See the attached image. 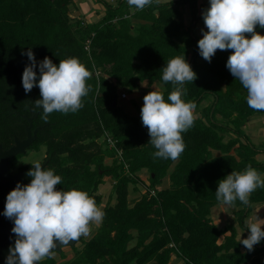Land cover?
<instances>
[{"label":"trees","instance_id":"obj_1","mask_svg":"<svg viewBox=\"0 0 264 264\" xmlns=\"http://www.w3.org/2000/svg\"><path fill=\"white\" fill-rule=\"evenodd\" d=\"M72 1L0 0V142L9 147L14 136L24 138L23 115L37 112L31 125L37 135L26 152L44 146V167L61 177L57 190L85 191L98 205L101 198L96 191L102 177L109 176L113 182L114 203H106L102 223L83 247L72 246L74 257L39 263L170 264L174 254L180 264H264V239L251 252L237 239V227L249 235L246 218L255 205L264 204V188L250 195L249 205L234 202L236 225L219 227L210 218L211 208L221 203L215 195L220 179L248 165L264 178V162L257 158L263 150L242 129L249 117L264 111L248 107L247 90L226 67L232 50L218 49L211 62L199 54L200 37L193 34L191 24H184L177 6L179 1L190 3L191 22L196 24V0H159V4L153 0L143 10L129 6L127 0L114 4L94 0L103 5L104 14L84 26L79 20L76 28L69 17ZM256 31L264 35L258 25ZM29 47L37 60V73L45 56L57 65L60 59L75 57L87 68L90 91L82 98V108L67 114L53 112L44 119L35 102L41 98L38 86L26 93L22 85L24 68L30 63ZM177 56H185L197 74L193 82L183 85L182 99L195 103L194 115H199L182 133L185 150L173 161L154 157L156 149L148 143L141 108L136 107L137 116L124 111L111 78L128 92L144 80L157 84L144 95L157 90L167 101L176 85L162 80V67ZM96 69L101 72L95 77ZM108 136L115 141L113 147ZM105 156L113 157L110 165L104 163ZM141 170L148 172V184L140 183L137 172ZM164 177L169 180L167 187L160 186ZM30 181L31 177L19 183ZM139 183L145 186L144 194L130 204V191L138 195Z\"/></svg>","mask_w":264,"mask_h":264},{"label":"clouds","instance_id":"obj_2","mask_svg":"<svg viewBox=\"0 0 264 264\" xmlns=\"http://www.w3.org/2000/svg\"><path fill=\"white\" fill-rule=\"evenodd\" d=\"M127 2L143 10L153 0ZM155 2L159 4V0ZM202 15L207 31L201 29L199 54L211 62L218 49L232 50L226 67L247 90L248 107L264 111V35L256 31L257 25L264 28V0H210V6ZM26 55L30 63L24 68L22 85L26 93L38 86L41 98L35 102L42 108L45 120L53 112L74 113L83 107L82 98L90 91L86 81L91 73L78 58L60 59L57 65L45 56L38 64L37 73V60L31 47ZM162 72V80L176 85L175 90L167 101L160 91L147 92L143 97L141 119L148 129V143L156 149L154 157L175 161L185 150L182 133L194 125L196 118L195 103L182 99L183 85L193 82L197 74L185 56L170 59ZM31 165L27 173L30 183L18 182L6 197L4 215L14 221L12 232L16 236L15 245L10 246L6 258L7 264H37L53 258L57 243L64 247L81 236H89L90 225L98 226L104 217L87 192L75 188L57 190L61 177L54 170L42 167L39 161ZM258 187L264 188V178L248 165L245 170L232 171L220 179L215 195L218 201L229 206L236 200L249 205V197ZM261 225L264 219L258 216L247 221L249 235L239 242L249 252L264 239Z\"/></svg>","mask_w":264,"mask_h":264},{"label":"rangeland","instance_id":"obj_3","mask_svg":"<svg viewBox=\"0 0 264 264\" xmlns=\"http://www.w3.org/2000/svg\"><path fill=\"white\" fill-rule=\"evenodd\" d=\"M108 3L114 4L116 0H105ZM163 1V0H160ZM165 1H175V0H165ZM196 6H194L195 9V16L197 17V21L199 22H191L193 20V9L190 3H183L179 1V4L177 6L179 7L180 11L183 14V21L186 26L190 25L192 26V32L195 36H198L202 38V31L201 29H205L206 25L204 24L203 20V11L210 6V0H196ZM69 17H70V22L72 25V28H76V22L81 21L80 24L84 26L87 24V22H92L100 18L104 14V7L101 3L96 2L94 0H73L72 4L69 6ZM133 23H136V20H133ZM133 24V25H134ZM135 33V31H132ZM191 52V50L189 51ZM97 71V72H95ZM93 72V75L95 77L99 75L101 72L100 69H96ZM97 73V74H96ZM98 78V77H97ZM111 82L115 84V87L117 89V103L119 106L123 108L124 111H126L129 114L128 109L132 108L133 110L131 111L130 114H134L132 116H137V112L134 111L136 107L142 108V103H143V97L144 93L148 91L151 88H157V84H152L150 85L147 80H144L139 83V88L133 90L132 92H128L125 88L120 87L114 79L111 78ZM145 84L147 86H145ZM121 92L124 93V97L120 95ZM137 100V101H136ZM210 101V99H209ZM203 101L200 106H204L208 104L209 102ZM140 105H138V103ZM129 114V115H130ZM195 115H199L196 113ZM242 129L249 135L251 140H253L261 150L257 155L258 160L264 162V114H259V115H254L248 118L246 122L243 123ZM230 135L225 134V139H228ZM105 137H101V139H104ZM103 147L105 146L104 141L102 140ZM45 153L44 146H40V149L38 151L31 150L26 153H19L15 157L23 156L20 159L14 161V167H17L19 165H24V164H32L33 161H41L43 158V155ZM217 153V152H215ZM13 157L12 159H14ZM113 157L110 156H105L104 158V163L106 165H110L112 163ZM137 176L140 179V183L142 182L143 184H148V172L146 170H141L140 172H137ZM112 179L109 176H103L102 177V182L98 185L96 194L100 196L101 198V203L98 204L97 206L103 210L107 202L114 203V199H112L111 195V188H112ZM138 184L140 190L138 191V195L135 191H130V196H129V203L132 204L134 199H138L141 197L142 194H144V189L141 186V184ZM169 184V180L167 177H164L161 182V187H167ZM141 194V195H140ZM237 210L236 206H229L223 203L214 205L211 208V213H210V218L212 221L217 224L219 227H223L225 224L230 223V224H237L236 218H235V211ZM258 216L260 219H264V204L261 205H255L252 213L246 218V225L247 221L250 218H255ZM100 225V224H99ZM98 225V226H99ZM98 226L96 224H91L90 225V235L85 237L82 236L84 239L81 241L75 242V248L77 250H80L84 242L88 241L92 235L96 232L98 229ZM262 229L264 228V225H261ZM237 239L240 240V238H246L248 236L247 232L242 230L241 228L237 227ZM222 238H219V242L221 241ZM135 243V240L130 242L129 245H133ZM62 254L59 252H54V259L56 260L57 263L62 262V261H67L70 260L74 257L75 255V250L72 247V245L64 246L61 248ZM174 254L170 255V264H180L179 261H175ZM174 260V261H173ZM175 262V263H172Z\"/></svg>","mask_w":264,"mask_h":264},{"label":"water","instance_id":"obj_4","mask_svg":"<svg viewBox=\"0 0 264 264\" xmlns=\"http://www.w3.org/2000/svg\"><path fill=\"white\" fill-rule=\"evenodd\" d=\"M37 116V112L31 116L23 117L27 121L25 127L26 136L24 139L14 138V143L7 149L3 150L0 145V264H7V257L10 252V246L14 247L16 236L12 232L14 221L4 215L7 194L16 187L18 182H21L30 176L27 175L31 167L16 172L9 173L10 160L19 153H23L25 149L35 140L37 129L31 130L33 118ZM43 167V165H42ZM77 242V241H76ZM75 241H70L69 245H73ZM61 246L57 243L55 252L61 250ZM37 264H40L37 262Z\"/></svg>","mask_w":264,"mask_h":264},{"label":"flooded vegetation","instance_id":"obj_5","mask_svg":"<svg viewBox=\"0 0 264 264\" xmlns=\"http://www.w3.org/2000/svg\"><path fill=\"white\" fill-rule=\"evenodd\" d=\"M32 129V128H31ZM16 136H14L13 137V142H12V144L14 143V138H15ZM25 138V137H24ZM24 138H21V139H24ZM11 144V145H12ZM0 145H1V147H2V149L3 150H5V149H7V148H9V147H4L3 146V144L0 142ZM26 151H27V148L25 149V151L23 152V153H26ZM38 151V150H37ZM21 154V153H20ZM21 157H23V156H19V157H15L14 159H11L10 160V168H9V173L10 174H14V173H16V172H19V171H21V170H24V169H26V168H29V167H32V165L31 164H24V165H19V166H17V167H14V161H16V160H18V159H20ZM45 157V153H44V155H43V157L42 158H44ZM45 160H41V161H39L42 165H43V167H44V165H45V163H46V161L44 162ZM84 238L81 236V238L78 240V241H81V240H83ZM74 246H75V243L73 244ZM72 245V246H73Z\"/></svg>","mask_w":264,"mask_h":264},{"label":"built area","instance_id":"obj_6","mask_svg":"<svg viewBox=\"0 0 264 264\" xmlns=\"http://www.w3.org/2000/svg\"><path fill=\"white\" fill-rule=\"evenodd\" d=\"M88 47H89V40H86V43H85V49L88 50ZM95 72H97V71H95ZM96 74H97V73H96ZM124 93H125V92H124ZM124 93L121 92L120 95L124 97V96H125ZM107 142H108L109 147H113V146H114V142H115V141H114L110 136L107 137ZM118 153L120 154V151H118ZM151 192H152V191H151Z\"/></svg>","mask_w":264,"mask_h":264},{"label":"crops","instance_id":"obj_7","mask_svg":"<svg viewBox=\"0 0 264 264\" xmlns=\"http://www.w3.org/2000/svg\"><path fill=\"white\" fill-rule=\"evenodd\" d=\"M163 1H165V0H163ZM197 22H199V21H197ZM136 101H137V100H136ZM137 103H138V102H137ZM142 104H143V103H142ZM138 105H140V104L138 103ZM130 110L132 111L133 109H132V108L128 109V111H129V114L131 113V111H130ZM134 111H135V112H137V110H136V109H134ZM130 115H134V114H130Z\"/></svg>","mask_w":264,"mask_h":264}]
</instances>
